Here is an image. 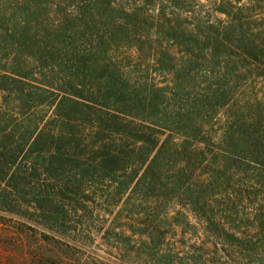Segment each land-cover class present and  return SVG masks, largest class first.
Wrapping results in <instances>:
<instances>
[{
    "label": "trees",
    "instance_id": "trees-1",
    "mask_svg": "<svg viewBox=\"0 0 264 264\" xmlns=\"http://www.w3.org/2000/svg\"><path fill=\"white\" fill-rule=\"evenodd\" d=\"M99 205L145 264H264V0H0V211Z\"/></svg>",
    "mask_w": 264,
    "mask_h": 264
},
{
    "label": "rangeland",
    "instance_id": "rangeland-1",
    "mask_svg": "<svg viewBox=\"0 0 264 264\" xmlns=\"http://www.w3.org/2000/svg\"><path fill=\"white\" fill-rule=\"evenodd\" d=\"M97 203L101 204V201ZM103 210L104 207L99 205L96 209L98 215L88 217L86 232L81 236L82 244L77 246L73 240H69V245L63 247L44 239L42 233L50 236L56 234L53 231L48 233L46 226L39 224L37 215L31 211L25 215L0 211V264H46V255L52 259H63V264H145L137 256L115 249L121 242L127 243L125 235L129 236L130 233L126 232L124 237L118 238L106 231L116 210L111 216ZM113 224L119 229L121 222ZM173 239L179 240V235L176 234ZM190 243L186 239L185 245ZM175 244L182 247L178 242ZM129 245H135L134 237Z\"/></svg>",
    "mask_w": 264,
    "mask_h": 264
}]
</instances>
